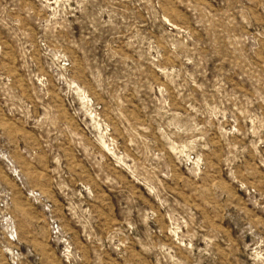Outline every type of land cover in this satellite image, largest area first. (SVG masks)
<instances>
[{
    "label": "rangeland",
    "instance_id": "obj_1",
    "mask_svg": "<svg viewBox=\"0 0 264 264\" xmlns=\"http://www.w3.org/2000/svg\"><path fill=\"white\" fill-rule=\"evenodd\" d=\"M0 264H264V0H0Z\"/></svg>",
    "mask_w": 264,
    "mask_h": 264
}]
</instances>
